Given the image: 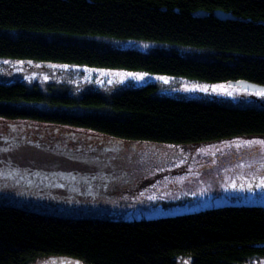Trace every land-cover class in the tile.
<instances>
[{
    "label": "trees",
    "instance_id": "16d2710c",
    "mask_svg": "<svg viewBox=\"0 0 264 264\" xmlns=\"http://www.w3.org/2000/svg\"><path fill=\"white\" fill-rule=\"evenodd\" d=\"M96 36L188 46L201 58L174 49H105L91 42ZM0 57L264 86V0H0ZM154 88L124 89L104 99L97 93L73 97L65 87L0 84V117L87 130L115 142L194 146L264 137V109L156 98ZM178 256H189L190 264H243L264 256V205L106 220L0 204V264L39 257L176 264Z\"/></svg>",
    "mask_w": 264,
    "mask_h": 264
},
{
    "label": "rangeland",
    "instance_id": "374dc122",
    "mask_svg": "<svg viewBox=\"0 0 264 264\" xmlns=\"http://www.w3.org/2000/svg\"><path fill=\"white\" fill-rule=\"evenodd\" d=\"M91 42L105 49L141 53L174 49L184 57L201 58L196 48L156 41L96 36ZM14 83L36 84L42 89L49 86L59 92L65 87L73 97L97 93L104 99L124 89L154 85L152 95L156 98L264 109V96L257 95L264 90L249 91L222 81L86 64L23 63L0 57V84ZM112 139L27 118L0 117V204L59 215L121 219L161 217L223 205H264V188L237 190L242 183L255 185L258 181L250 179L253 174H264L259 168L264 163L259 143L264 137L194 146ZM42 143L54 146L22 147ZM233 182L237 189L230 187ZM28 264L82 263L39 257ZM176 264H190L189 256H178ZM243 264H264V256Z\"/></svg>",
    "mask_w": 264,
    "mask_h": 264
},
{
    "label": "snow or ice",
    "instance_id": "6c2138e0",
    "mask_svg": "<svg viewBox=\"0 0 264 264\" xmlns=\"http://www.w3.org/2000/svg\"><path fill=\"white\" fill-rule=\"evenodd\" d=\"M128 75H133L134 78L139 79V76H136L135 74H128ZM200 90L207 91V89H200ZM213 90L215 91L216 89L214 88ZM228 94L230 95L231 93H228ZM257 95L264 96V92L257 93ZM246 143L251 145L250 141H246ZM259 143L261 145V151L262 153H264V141H260ZM259 168L264 169V163H261L259 165ZM257 171H259V169ZM250 179L256 180L258 182L255 185H253L252 183H247V184L242 183L239 185L238 189H237V184L233 182L230 185V187H232L233 189H237V190H244L245 188H247L249 191L252 190L253 186L257 188H264V174H259V175L253 174ZM149 199H154V197H149Z\"/></svg>",
    "mask_w": 264,
    "mask_h": 264
},
{
    "label": "water",
    "instance_id": "95a60500",
    "mask_svg": "<svg viewBox=\"0 0 264 264\" xmlns=\"http://www.w3.org/2000/svg\"><path fill=\"white\" fill-rule=\"evenodd\" d=\"M216 15L222 19L226 18V16H224L221 12H216ZM49 66V65H48ZM228 85H233V86H238L241 89H245V90H249V91H259V90H264V86H259V85H255L246 81H229L227 82ZM81 218H92V219H110L107 217H90V216H80ZM114 220V219H113Z\"/></svg>",
    "mask_w": 264,
    "mask_h": 264
}]
</instances>
